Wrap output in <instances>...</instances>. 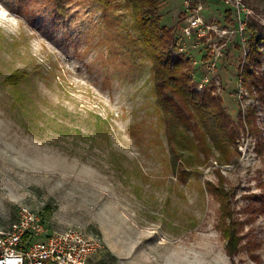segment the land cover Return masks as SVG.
I'll list each match as a JSON object with an SVG mask.
<instances>
[{
    "label": "rangeland",
    "instance_id": "obj_1",
    "mask_svg": "<svg viewBox=\"0 0 264 264\" xmlns=\"http://www.w3.org/2000/svg\"><path fill=\"white\" fill-rule=\"evenodd\" d=\"M157 1L179 34L182 0ZM141 43L127 0H0V223L26 205L51 229L79 226L101 240L91 264H232L231 222L235 264H264V41L235 153L193 167L171 163ZM231 51L221 98L237 121Z\"/></svg>",
    "mask_w": 264,
    "mask_h": 264
},
{
    "label": "trees",
    "instance_id": "obj_2",
    "mask_svg": "<svg viewBox=\"0 0 264 264\" xmlns=\"http://www.w3.org/2000/svg\"><path fill=\"white\" fill-rule=\"evenodd\" d=\"M242 1L253 12L247 23L251 51L247 66L243 67L242 82L254 96L255 66L259 62L260 47L264 41V32L258 25L259 16L264 15V0ZM127 2L141 44L152 60L153 91L161 110L171 163L174 166L178 165L177 161L186 162L190 166L198 163L201 165L214 153L219 161H229L235 153L240 128L249 120L239 114L237 121H234L220 96L212 95L210 90L198 92L195 89L187 60L173 54V31L161 23L157 0ZM24 75L23 70H16L7 81L16 85ZM225 237L228 256L232 264H235L233 257L238 250L239 237L231 222L226 228Z\"/></svg>",
    "mask_w": 264,
    "mask_h": 264
},
{
    "label": "built area",
    "instance_id": "obj_3",
    "mask_svg": "<svg viewBox=\"0 0 264 264\" xmlns=\"http://www.w3.org/2000/svg\"><path fill=\"white\" fill-rule=\"evenodd\" d=\"M226 9L215 16L204 15L205 0H182L183 22L179 34L173 33L172 51L187 60L195 89L210 90L222 96L225 53L238 51L235 85L231 92L240 104L243 119L253 95L243 81L251 48L248 44L247 23L252 9L242 0H219ZM194 53L201 56L198 61ZM250 101L244 105L242 101ZM248 104V106H247ZM242 105V107H241ZM102 247L101 240L81 229L68 226L51 229L42 215L26 205L18 207L16 216L6 225L0 223V264H91Z\"/></svg>",
    "mask_w": 264,
    "mask_h": 264
}]
</instances>
